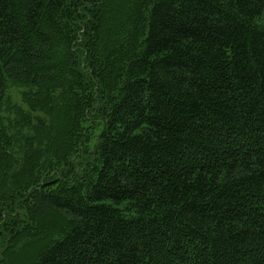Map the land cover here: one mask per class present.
<instances>
[{"label":"trees","instance_id":"obj_1","mask_svg":"<svg viewBox=\"0 0 264 264\" xmlns=\"http://www.w3.org/2000/svg\"><path fill=\"white\" fill-rule=\"evenodd\" d=\"M0 264H264V0H0Z\"/></svg>","mask_w":264,"mask_h":264}]
</instances>
